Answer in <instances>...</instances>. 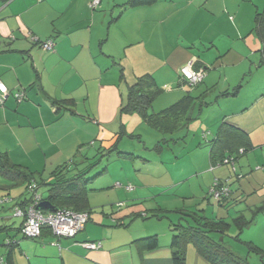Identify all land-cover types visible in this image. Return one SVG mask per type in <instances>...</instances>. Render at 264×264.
Segmentation results:
<instances>
[{
	"label": "crops",
	"instance_id": "crops-1",
	"mask_svg": "<svg viewBox=\"0 0 264 264\" xmlns=\"http://www.w3.org/2000/svg\"><path fill=\"white\" fill-rule=\"evenodd\" d=\"M92 1L0 0V81L9 89L0 103V151L47 179L53 170L88 148L110 149L117 141L118 129H128L127 113L120 109L129 85L136 77L150 73L160 89L150 107L152 113L190 98L180 112L183 126L186 119L189 124L186 138L189 133L196 138L198 121L201 127L209 128L193 116V110L199 98L203 114V107L211 103L209 95L216 93L217 103L225 100L233 107L215 111L216 128L203 133L208 140L209 132H216L208 142L211 144L219 126L228 122L245 132L250 145L246 152L240 148L233 154L237 158L232 164L262 147L261 157L255 153L261 184L251 188L242 185L237 190L240 193L233 191L224 202L228 206L231 200L236 216L242 214L239 207L246 202L244 195L264 188V78L250 97L237 101L247 77H264L263 40L255 28L257 13L264 12V0H158L138 7L125 5L128 0H101L95 8ZM48 39L54 42L50 50L42 46ZM200 47L210 50L203 53ZM191 62L195 69L206 68L204 79L195 86H203L199 96L185 90L188 82L180 76V68ZM18 92L24 94L20 101ZM163 92L165 103L156 108ZM64 99H74L75 103L54 104ZM238 103L240 108H235ZM209 163L212 165L210 153ZM195 171L187 178L199 174L196 180L202 190L210 189L215 179L231 178L230 171L210 169L208 163ZM168 173L157 169L148 174L153 175L151 179L134 182V189L127 190L131 197L127 201L134 203L133 207L119 213L113 205L108 209L110 202H104L92 215L95 205L89 196L92 210L82 231L73 238H59L47 229L34 246L21 242L14 248L15 264H174L172 238L182 217L174 222L168 214L176 210L157 207L150 213L136 206L183 181L175 174L168 177L173 180L165 182ZM118 185L124 187L119 179L114 186ZM4 195L11 197L9 193L0 196ZM256 196L254 207L264 205V193ZM11 198L19 203L27 200ZM12 206L13 202H8L0 208V227L11 229ZM20 220L21 226L23 217ZM254 224L264 233V211L251 226ZM154 234L159 238L155 249L135 243ZM86 241L100 246L86 249L82 245ZM186 264L211 263L189 244Z\"/></svg>",
	"mask_w": 264,
	"mask_h": 264
},
{
	"label": "rangeland",
	"instance_id": "rangeland-1",
	"mask_svg": "<svg viewBox=\"0 0 264 264\" xmlns=\"http://www.w3.org/2000/svg\"><path fill=\"white\" fill-rule=\"evenodd\" d=\"M230 1L234 3L237 0ZM223 21L224 19H222L221 22ZM208 46L209 45L206 47ZM206 47H200V50H202L203 53H207L210 49L207 50ZM263 78L264 77L260 74L250 77V79L247 77L239 95V99L241 100L237 101L241 102L242 99L247 96L250 97L255 87L261 83ZM135 80H137V77ZM202 89L203 86L195 87L190 86L188 83L185 87V90H187V92L190 91L194 96H199ZM163 94L164 92L159 96L158 99L160 100L157 99L155 104L156 108H160L162 104L165 103V97H163ZM171 95L175 96V94ZM198 99L199 98L196 99L197 101L193 110V116L197 118L199 117L200 121L202 120L206 122V124L209 125V128L213 130L216 128V125H214L213 122L214 116L217 114L215 111L220 110L221 113L222 110H232L233 107L230 104H225V100H221V102L217 103L216 93H214L209 95L207 100L211 103H209L210 105L203 107L204 113L202 114L199 110L201 101ZM240 104L241 103L236 104L235 108H240ZM150 111L152 112V108ZM125 117L127 118L126 122L128 124V129L126 130V128L121 125L118 129V150L125 151L130 154L119 155L117 154V151H98L97 149L93 150V148H88L86 153H80L75 158L72 157L76 160V162H72L73 159L68 161L71 164L68 176H72L80 170L86 171V178H91L97 175L89 186L91 188L89 191L91 203L92 206L95 205L92 215H95L98 211H100V205L104 202H110L108 209L113 205L116 213H119L121 209H128V206L130 205L133 207L134 203L127 201L131 198L129 195L130 192L127 190L134 189L132 187L134 186V182L139 183L143 178L151 179L153 175L148 174H151V172H154L157 169H161L172 173H168L164 177L165 179L163 180L165 182L173 180L168 177L170 175H174L175 177V174H177V177L179 176L178 178L181 176L183 181L171 190L159 193L158 195L153 196L149 201L136 205L137 207H142L141 210H148L150 213H152V208L162 207L166 210H197L200 214H204L208 217H226L227 221L230 223L228 234L223 235V239L226 244L230 246L231 249L239 256L246 258L249 263L264 264L262 257L259 254L250 251L248 245L246 244V242H254L258 246L264 248L262 245L264 244V233L262 231V227L256 229L255 227L257 226L254 224L250 228L244 229L239 234V239H236V235H238L239 230L233 221V218L236 216V209L230 205L231 200L228 204H226L228 206H219L216 198L211 195V187L210 189H200L199 182L196 180L199 174L195 173L194 176L187 178L190 172H196V168H199L206 163H208V167L211 169V164L209 163L211 144L208 141L213 139L216 132L213 135L209 132V139L207 140L203 136V133L204 130L208 133L210 129L205 125H203L204 127H201L202 122L198 121L196 125V138L193 139L191 133H189V136L186 138L189 131L187 119L185 120V126L176 130L174 133H164L151 126L138 113H127ZM197 118L195 121H197ZM199 141L200 145H198ZM158 145H161L162 148L160 149V147H157ZM261 148L262 147H257L250 150L247 154L248 157L247 155L242 156L235 164L230 162L212 167L222 171V173L230 171L231 178L224 179L223 181L227 182L231 192L234 191L233 194L236 192L240 193L241 191L237 190H239L242 185L251 188V186L254 187L261 184V180L257 179V173L259 170H257V163L255 159V153H258L259 157H261ZM250 161L251 165L249 164ZM105 168H107L106 171L101 175H98V173L103 171ZM228 175L230 176L229 173H227L226 176ZM117 179H119V182H123V188L119 187L120 185L117 186L118 188L114 186ZM217 180L218 179H215L214 182ZM129 182L132 184H129ZM101 186L105 189L95 190V188H101ZM121 191L123 194H121ZM201 191L204 193H201ZM257 192L260 195L263 194L264 188L260 187ZM257 192L250 193V195L245 194L244 196L246 202H243V204L239 207L241 209L240 212L245 214L247 218L252 216L251 209L256 208L254 207V203L258 202L256 196L258 195ZM8 193L11 197L15 198L27 197L30 199L32 196V193L26 190V184L18 183L12 185L6 178L0 175V195ZM39 193L47 195L46 187L42 186L39 189ZM254 196L256 197L252 198ZM11 216V229L9 228L8 231L3 230L0 232L1 255L7 253L8 247L4 246V243L9 237H13L14 240L19 241V243L25 242L26 245L29 246L37 244L35 239L25 238L22 231L18 230L21 217L14 216L12 212ZM182 216L183 215L177 211H173L168 214V218L174 220V222H178ZM140 221H143V219L141 218ZM165 221L169 220L166 218ZM212 235L219 239L220 235L218 233H212ZM17 253H19L18 248ZM0 264H6V261H0Z\"/></svg>",
	"mask_w": 264,
	"mask_h": 264
},
{
	"label": "trees",
	"instance_id": "trees-1",
	"mask_svg": "<svg viewBox=\"0 0 264 264\" xmlns=\"http://www.w3.org/2000/svg\"><path fill=\"white\" fill-rule=\"evenodd\" d=\"M157 1L158 0H128L125 5L129 7H138L143 5H152ZM255 22L256 31H258L263 40L262 61L264 63V12L257 13ZM159 92L160 89L152 74L147 73L137 77V80L133 84L129 85L127 100L122 105L120 112L138 113L146 122L161 132L174 133L183 126L180 112L181 109L184 110V104H187L188 106L190 98H184L181 102H178L161 112L152 113L149 109ZM185 99L187 100V103H185ZM63 103L73 105L75 102L74 99L54 101V104ZM245 135L246 134L242 129L231 125L228 122H223L218 128L216 138L211 142V166L215 167L216 165H222L224 163H233L237 158V156H234L233 154L236 151L239 152L240 148L246 152L250 148V145L245 139ZM117 141L107 151H117V154L119 155L130 154L125 151H119ZM157 147H160V149L162 148L161 145H158ZM226 150H228V153H226ZM77 155L78 154H76L75 157ZM74 158L72 162H76ZM226 160L228 161L226 162ZM70 166V162H66L57 169L53 170L47 179H44L42 174L37 175L35 172L12 162L7 153L0 151V175L6 178L12 185L18 183L26 184V190L32 193L31 198H27V200L22 203L15 202L14 199L10 197V202H13L12 213L15 206L19 205L26 210V208L34 201L33 191L30 190V185L36 184L38 193L41 186H45L47 189V195L45 197L39 193L40 200L37 207L41 211L47 213L57 211L59 209H71L76 212H85L88 216H90L92 208L90 207L89 200V191L91 189L89 186L97 175L91 178H86V171L80 170L74 175L68 176ZM106 169L107 168L98 173V175L104 173ZM222 186L228 188L229 192L228 194H224L216 198L214 196L213 189H220ZM211 190V195L216 198L217 202L225 206L224 202L230 198L232 193L227 182L218 179L213 183ZM43 201H49L51 207H40V204ZM5 204L6 203H3L0 208ZM176 211L178 213H183V222L175 225V233L172 238L174 264H186L187 246L189 244H193L197 251L211 264H251L246 258L239 256L235 251H233L224 241L223 235H227L228 230L230 229V223L226 218L208 217L204 214H200L197 210L184 211L179 209ZM251 211L252 216L250 218H247L243 213L233 218V221L239 230L238 235H236V239H239V234L244 229L248 228L256 221L257 216L264 211V205L254 209L252 208ZM21 227L22 225L19 227V231L21 230ZM47 229L52 232L50 228H44L42 234L38 237H28L24 234L23 236L25 238L38 240L43 236ZM3 230L8 231V226L0 227V232ZM212 233H218L220 235L219 239L214 237ZM5 241L4 246L8 247L7 253L4 255H1L0 253V261H6V264H15L13 251L15 247H18L19 241H15L13 237H9ZM135 243L143 248L146 247L148 249H155L158 247L159 238L156 234L149 235L137 239ZM246 244L248 245L250 251L259 254L264 261V248L258 246L254 242H246Z\"/></svg>",
	"mask_w": 264,
	"mask_h": 264
},
{
	"label": "built area",
	"instance_id": "built-area-1",
	"mask_svg": "<svg viewBox=\"0 0 264 264\" xmlns=\"http://www.w3.org/2000/svg\"><path fill=\"white\" fill-rule=\"evenodd\" d=\"M101 0H93L92 7H97ZM42 46L50 50L54 46L52 39L42 42ZM194 63H188L180 68L181 79L188 82L190 86H196L204 79L206 68H194ZM0 103H3L8 95V87L0 81ZM23 92L16 94L18 100H22ZM228 160H226L227 162ZM36 184L30 185V190L33 191V202L24 210L22 207L15 206L13 210L14 216H23L24 222L21 231L25 236L38 237L42 234L44 228H50L52 232L59 237H74L79 231L83 230L89 221V216L85 212H76L71 209H59L53 212H43L37 205L40 200V195ZM214 196L217 198L221 195L228 194L229 190L225 186L220 189H213ZM11 198L7 195L0 196V206L3 203L10 202ZM87 249H97L100 243L89 241L83 243Z\"/></svg>",
	"mask_w": 264,
	"mask_h": 264
},
{
	"label": "water",
	"instance_id": "water-1",
	"mask_svg": "<svg viewBox=\"0 0 264 264\" xmlns=\"http://www.w3.org/2000/svg\"><path fill=\"white\" fill-rule=\"evenodd\" d=\"M40 207H51L50 205V202L49 201H43L41 204H40Z\"/></svg>",
	"mask_w": 264,
	"mask_h": 264
}]
</instances>
